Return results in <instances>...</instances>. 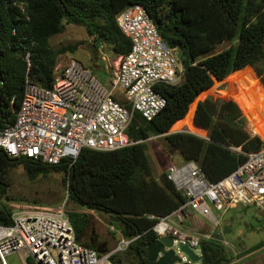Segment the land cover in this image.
I'll return each mask as SVG.
<instances>
[{
    "label": "trees",
    "instance_id": "16d2710c",
    "mask_svg": "<svg viewBox=\"0 0 264 264\" xmlns=\"http://www.w3.org/2000/svg\"><path fill=\"white\" fill-rule=\"evenodd\" d=\"M132 5L144 7L164 41L179 48L183 80L157 86L166 105L149 121L134 114L127 134L135 143L127 147L113 151L83 148L71 166L67 160L48 164L10 157L0 149V222L11 220L12 208L6 203L15 199L8 194L10 170L21 166L30 180L59 173L67 194L66 210L81 243L94 247L85 234L91 221L86 211H95L106 215L109 223L117 222L123 237L140 235L125 253L126 260L130 259L127 264H154L145 257V243L156 239L150 228L186 199L167 179L166 171L159 179L152 177L146 140L162 136L165 149L178 152L183 161H195L212 182L234 171L248 153L264 147L261 136L246 130L245 118L233 100L206 97L195 109V98L215 80L247 66L264 88V0H0V129L14 122L26 82L51 88L59 56L76 50V44L50 46L52 36L68 24L80 25L93 37L96 48L105 43L115 57L123 56L131 43L119 29L116 16ZM226 41L231 42L229 47L213 52ZM191 106L189 125L201 135L207 130L205 137L169 131L186 119ZM229 146L240 147L242 152ZM68 203L74 208L67 207ZM262 246L264 240L247 252ZM200 248L198 264L226 261L224 247L215 240L202 239ZM112 259L116 264L123 262L117 255Z\"/></svg>",
    "mask_w": 264,
    "mask_h": 264
},
{
    "label": "built area",
    "instance_id": "2783aa9c",
    "mask_svg": "<svg viewBox=\"0 0 264 264\" xmlns=\"http://www.w3.org/2000/svg\"><path fill=\"white\" fill-rule=\"evenodd\" d=\"M116 22L131 45L118 58L110 86L75 59L64 67L56 65L51 88L27 81L14 122L0 129V149L8 156L48 164L67 160L71 166L83 148L113 151L134 144L127 134L134 114L149 121L164 108L166 99L157 86L183 80L179 48L164 41L141 5L122 10ZM249 134L257 135L252 128ZM229 148L242 152L240 147ZM166 177L186 200L150 229L156 239L172 236L181 263H192L178 245L187 243L200 254L201 239L179 230L169 217L187 209L215 225L216 213L224 214L237 205L263 207L264 147L248 153L241 165L216 182L193 160L171 164ZM66 201L67 195L55 207L12 205L10 223L0 222V264H116L112 257L140 236L122 237L113 249L100 253L77 239Z\"/></svg>",
    "mask_w": 264,
    "mask_h": 264
},
{
    "label": "rangeland",
    "instance_id": "374dc122",
    "mask_svg": "<svg viewBox=\"0 0 264 264\" xmlns=\"http://www.w3.org/2000/svg\"><path fill=\"white\" fill-rule=\"evenodd\" d=\"M49 43L54 48L76 44L77 48L74 52L59 56L58 67H64L71 59H75L90 69L104 86H110L112 72L119 57H115L111 48L105 43H101L96 48L93 37L85 27L68 24L61 33L52 36ZM230 44L229 41L219 44L213 52L221 51ZM247 67L243 71L230 73L221 81L215 80L209 89L195 98V109L197 103L206 97L231 99L240 108L245 118L246 130L250 132L253 128L257 135L264 138V88L253 68ZM192 111L193 106L190 107V113L186 119L178 122L175 128L171 127L169 131H188L198 136H207V130L201 135L199 130L189 125ZM164 146L162 136H154L146 140V152L150 160L152 177L155 179H159L171 164H178L181 161L178 152L167 150ZM9 180L8 194L15 198L6 201L10 207L15 204L55 207L60 205L67 195L63 187L62 175L59 173H51L45 177L39 176L35 180H30L25 170L18 166L10 170ZM67 207L74 208L69 203ZM86 212L90 214L91 221L85 240L90 243L92 240L98 242L101 244V249H113L123 237L120 225L117 222L109 223L106 215L95 211ZM216 217L218 222L214 225L206 218L186 209L180 215L170 216L168 221L182 232L197 235L201 240L213 239L222 245L226 257V261L222 264H264V246L253 252H247L249 247L264 240V206L256 208L237 205L224 214L216 213ZM128 249L116 254L123 260L122 264H127L126 261L130 260L129 258L126 260L125 256ZM199 253L201 254L200 250ZM12 259L8 257L7 261L12 263Z\"/></svg>",
    "mask_w": 264,
    "mask_h": 264
},
{
    "label": "water",
    "instance_id": "95a60500",
    "mask_svg": "<svg viewBox=\"0 0 264 264\" xmlns=\"http://www.w3.org/2000/svg\"><path fill=\"white\" fill-rule=\"evenodd\" d=\"M144 247L146 259L154 264H177L182 261L174 250L173 237L170 235L161 236L158 239L146 242ZM178 247L192 263L200 261L201 255L195 253L187 243H179ZM94 248L100 253L106 251L105 249H100V247Z\"/></svg>",
    "mask_w": 264,
    "mask_h": 264
},
{
    "label": "flooded vegetation",
    "instance_id": "af4514ba",
    "mask_svg": "<svg viewBox=\"0 0 264 264\" xmlns=\"http://www.w3.org/2000/svg\"><path fill=\"white\" fill-rule=\"evenodd\" d=\"M91 244L94 246V247H101V244H99L98 242H95V241H91ZM101 249V248H100Z\"/></svg>",
    "mask_w": 264,
    "mask_h": 264
},
{
    "label": "crops",
    "instance_id": "0c3cea01",
    "mask_svg": "<svg viewBox=\"0 0 264 264\" xmlns=\"http://www.w3.org/2000/svg\"><path fill=\"white\" fill-rule=\"evenodd\" d=\"M181 162H183V159H182V158H181V161H180V163H181ZM178 164H179V163H178ZM93 212H94V211H93ZM178 229H179V228H178ZM179 230H181V229H179ZM185 233H188V232H185ZM189 234H190V233H189Z\"/></svg>",
    "mask_w": 264,
    "mask_h": 264
}]
</instances>
